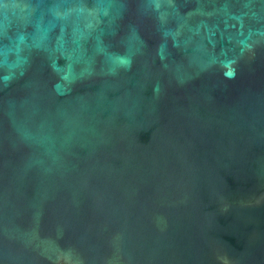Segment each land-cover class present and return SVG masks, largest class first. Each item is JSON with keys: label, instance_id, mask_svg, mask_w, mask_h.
<instances>
[{"label": "water", "instance_id": "water-1", "mask_svg": "<svg viewBox=\"0 0 264 264\" xmlns=\"http://www.w3.org/2000/svg\"><path fill=\"white\" fill-rule=\"evenodd\" d=\"M0 264H264V0H0Z\"/></svg>", "mask_w": 264, "mask_h": 264}]
</instances>
